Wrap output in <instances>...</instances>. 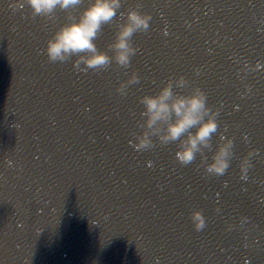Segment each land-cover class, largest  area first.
<instances>
[{
	"label": "clouds",
	"instance_id": "clouds-1",
	"mask_svg": "<svg viewBox=\"0 0 264 264\" xmlns=\"http://www.w3.org/2000/svg\"><path fill=\"white\" fill-rule=\"evenodd\" d=\"M13 7H30L34 16L41 15L48 19L55 18L57 8L76 9L83 0H12ZM122 0H86V5L74 15L68 11L66 22L62 23L47 39L43 49L49 60L64 61L74 57L73 66L77 70L87 71L88 68L99 69L111 64L127 68L132 55L137 51L132 36L136 31L148 29L151 19L150 12H141L137 7L129 6L127 12L119 11ZM119 15L123 20L116 21L115 36L107 48L112 52L99 47L97 38L104 25L113 22ZM167 31V30H165ZM244 69H264V63L259 60L253 65L244 61ZM140 79L135 70L126 80H121L117 91L121 95L127 94V86ZM188 84L187 78L180 74L174 80L169 78L155 94H144L139 101L144 105L141 112L143 121L142 131L135 133L134 147L143 150L154 144L155 135L161 143L178 141L175 151L176 159L187 164L200 154L201 164L207 173L223 174L229 167L233 155V138L226 133H219L215 150L211 159L205 149L212 148V136L217 132L220 108L207 103V94L200 87H193L188 93L177 92L176 86ZM250 91V85L246 86ZM237 107H239L237 105ZM227 127V125H225ZM259 149L250 148L240 160V175L248 179V170L252 165L250 157ZM11 164V160H9ZM149 164L152 161H148ZM191 219L194 227L199 230L205 226V215L199 209H193ZM249 217L242 216L241 223Z\"/></svg>",
	"mask_w": 264,
	"mask_h": 264
},
{
	"label": "water",
	"instance_id": "water-1",
	"mask_svg": "<svg viewBox=\"0 0 264 264\" xmlns=\"http://www.w3.org/2000/svg\"><path fill=\"white\" fill-rule=\"evenodd\" d=\"M211 1L214 4L219 5V6H223L224 1L230 3L229 15H231V17L234 20L231 24V28L232 29H238L239 27H241L237 8H236V4H235V0H211ZM235 17H236V19H235ZM24 37H26V33H25ZM0 38H5L7 41H9L8 44L10 47L13 46L14 42H17V40H15V38L13 36V33L11 35H10V33L8 35H7V33H0ZM243 40H244V37H243ZM17 48L19 50L21 49V47H19V46ZM204 59L206 61H209L208 57H206ZM182 66L183 65H181V67ZM164 77H166L165 74H164ZM249 85H251V82H249ZM215 92H216V94L219 95V92L217 90ZM237 93H240V96H241L242 91L240 90V91L232 92L229 94L228 98L223 95L224 98L231 99V100H227V102L225 103V106H223L221 108V111H222V113H225V114H226V111H228L231 113V115L235 116L234 121L239 126V133H248L249 130L256 132V129H254V128L252 129V127L249 126L248 124H249V121L252 124L254 123V120H252L254 117L256 118V120H259L262 122L260 109L256 112V110L250 111L249 107L242 108L243 106L246 105L244 103L245 97L242 96V98L239 97V99L233 98V97H237ZM77 97L83 98L80 93L77 95ZM237 105L239 107H237ZM229 106L232 107L234 110H238V112H234V110H231V108H229ZM240 114H242V116H240ZM248 114L250 115L251 119H247ZM9 118H10L11 123H13L15 121V118H12V117H9ZM244 119H245V121H244ZM56 121L57 122L61 121L60 117L57 118ZM259 126L263 130V125H259ZM235 132H236L235 129L232 130V132H231L232 136H237V134H235ZM240 138L242 140L245 139L244 142L247 143L246 145H241L240 147L247 148L246 146L248 144H250L251 142H256L259 144L257 149L262 150L263 156H264V132L259 133L258 137H256V138H254V137L247 138L244 135H241ZM46 148H48L51 152H53L55 147L48 145V147H44V149H46ZM214 150H211V151L213 152ZM253 154L256 156L257 155L260 156L259 152H254ZM197 155L200 156L199 153H197ZM49 166L50 165H46L45 168L44 167L39 168V165H35V169L44 168L42 175L44 177H46V176L49 177L53 172V170H48ZM192 175L193 174H188L185 172H183L182 175H180V174L178 175V173H177L175 176L176 178L174 179L173 183L179 182V185H182V187L180 189L183 192L188 193V194L193 196L192 193H195V192L194 191L191 192V190H189L185 186V179L188 180V178ZM231 175L233 178H235V183L232 185L231 184L226 185L225 189H223V187L220 188L217 193L219 194V196H220V194L221 195L223 194L222 202L224 205L228 204L230 200L234 201V205L231 209V216L230 217L232 218L233 222H235V223H236V221H240L239 226H238L239 228L249 227V229L247 228L246 231L239 233L240 235H245L247 238H249V240H247L244 243H238L237 233L233 232V231L228 232V230L230 229V226H228V224H226L224 226V229L227 228L226 232H228V234L231 237L230 243L228 245L223 244L221 242V241H223V238L218 237V240H221V241H219L217 243V245H211L210 246V248H213L212 252H214V254H215V255L211 256V259L208 257V253L210 252L209 250L203 249V248L202 249L197 248L195 250V252L197 253V258H196V256H192L187 262L184 263V261H182L183 257L181 258L180 256H178L177 260L175 259V261H179L180 264H193V263L194 264H205V262H206V264H223L222 262H220V261L217 262V260H216V255H218V253H219V259H226V261H227L226 264H264V246L262 245V235L264 233V203L261 205L260 208L254 209L253 212H252V209L246 208L243 204V202H245V201L258 200L260 198L259 188L254 187L252 189V186H249V185H247L245 188H243L244 182H243L242 177L240 175V166L239 165L235 166L234 168L231 169ZM36 176H38V171H33L32 178H34ZM133 179L134 178L131 177L128 180H125V179H121V177H117V178H115V179L113 178L112 180H109V181L107 180V183L105 181L103 182L104 184L101 185L102 188L100 190V194L103 197V200L101 202L97 203L96 207H95V210L98 212V216L101 215V212H102L101 208L102 207H105L106 213L103 215L105 217H107V212L110 209L122 208V207L126 206L128 204V202L132 201L133 198L140 196V194L138 192H136L135 190H133L129 195H126L125 188H122V190H114L111 195L107 194L108 193V187H107L108 182L113 183L114 185H117L119 183H121V185H134L135 182L133 181ZM261 184H264V177L258 181V186ZM233 187H235V188L240 187V189L242 188L241 194H239L237 196L234 195V188ZM153 191L154 192L159 191V192L164 193V187H162V188H159L158 186L154 187ZM70 194H71V191H69V192L66 191V195H70ZM172 195H173V193H171V194L169 193V197H171ZM215 195H216V193H214V195H213L214 198H215ZM30 196H31V192L28 193L27 198ZM196 197H198V194L196 195ZM210 199H211V196H210L208 201H210ZM201 200H202V198H201ZM242 216H247V217H249V219L244 221L243 223H241V217ZM105 222H107V220ZM227 222L229 223L228 219H227ZM117 223H118V219L115 218L114 225L109 229V231L107 228V232L104 233L105 242H102L100 244V249L104 250L103 255L107 252V249L109 250V256H108L109 258L108 259L110 261L113 260L112 254L115 251V247L118 245L117 242L121 241V240H117L116 237H114V234H115L114 230H116L115 227H116ZM195 240L197 242H202V244H203L202 239L201 240L195 239ZM224 242H226V241H224ZM112 243L114 245L111 248H109V244H112ZM161 244H162V246L164 245V243H161ZM147 256H152L154 259H156L157 257H159V251L151 250ZM128 257H129L128 261L134 260V264H139V259H138V257H136L134 255V252L129 250L128 251ZM150 260L151 259H149L147 261H150ZM211 260L213 262H211ZM9 264H11V263H9ZM151 264H156V263L152 262Z\"/></svg>",
	"mask_w": 264,
	"mask_h": 264
}]
</instances>
